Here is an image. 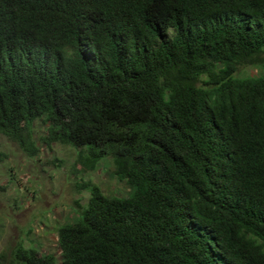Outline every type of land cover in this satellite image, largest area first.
I'll return each instance as SVG.
<instances>
[{
  "label": "trees",
  "instance_id": "trees-1",
  "mask_svg": "<svg viewBox=\"0 0 264 264\" xmlns=\"http://www.w3.org/2000/svg\"><path fill=\"white\" fill-rule=\"evenodd\" d=\"M39 119L131 191L10 264H264V0H0V138Z\"/></svg>",
  "mask_w": 264,
  "mask_h": 264
},
{
  "label": "rangeland",
  "instance_id": "rangeland-1",
  "mask_svg": "<svg viewBox=\"0 0 264 264\" xmlns=\"http://www.w3.org/2000/svg\"><path fill=\"white\" fill-rule=\"evenodd\" d=\"M240 70L250 76L260 72L249 65ZM47 127L43 120L35 121L37 146L32 155L8 137L0 138V264H10L20 247L60 259V228L71 223L90 200L91 192L82 185H96L111 197L131 191L105 162L96 170L76 175L83 169L78 164L81 149L62 144L48 147L42 140Z\"/></svg>",
  "mask_w": 264,
  "mask_h": 264
}]
</instances>
